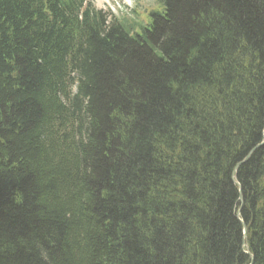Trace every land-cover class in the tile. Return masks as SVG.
<instances>
[{"label":"trees","instance_id":"obj_1","mask_svg":"<svg viewBox=\"0 0 264 264\" xmlns=\"http://www.w3.org/2000/svg\"><path fill=\"white\" fill-rule=\"evenodd\" d=\"M0 0V264H264V0Z\"/></svg>","mask_w":264,"mask_h":264},{"label":"rangeland","instance_id":"obj_2","mask_svg":"<svg viewBox=\"0 0 264 264\" xmlns=\"http://www.w3.org/2000/svg\"><path fill=\"white\" fill-rule=\"evenodd\" d=\"M91 1L98 9L102 10L103 12L106 13L110 12L115 15H128V16L133 15V12H135L134 9H139L140 11H142L146 7L153 5L155 2V0H91ZM261 145L262 146L264 145V133L261 142H259L256 145L258 146L257 149L261 148L262 147ZM241 196L242 194L240 193V204L243 207L244 200L243 201L241 200Z\"/></svg>","mask_w":264,"mask_h":264},{"label":"bare ground","instance_id":"obj_3","mask_svg":"<svg viewBox=\"0 0 264 264\" xmlns=\"http://www.w3.org/2000/svg\"><path fill=\"white\" fill-rule=\"evenodd\" d=\"M233 179H234V176H233ZM236 179L238 180V178L236 177ZM235 182V181H234ZM236 184H240V182L238 181V183ZM240 193L242 194L241 192V188H240ZM243 196V195H242ZM241 196V200L243 201V197ZM242 207V206H241ZM239 209V212H238V217L240 218L241 222L244 224V233H243V248L245 250V253L249 255V257L251 258V261H250V264H253V261H254V254L250 251V248H249V245H248V241H247V237H248V230H247V226L245 225L243 219H241V208Z\"/></svg>","mask_w":264,"mask_h":264},{"label":"water","instance_id":"obj_4","mask_svg":"<svg viewBox=\"0 0 264 264\" xmlns=\"http://www.w3.org/2000/svg\"><path fill=\"white\" fill-rule=\"evenodd\" d=\"M261 146H262V145H261ZM257 148H258V146H256L255 148H253V149L247 154V156H246L242 161H240V162L236 165V167L234 168L233 176H234V181H235V183H238V180L236 179L238 169L240 168L241 165H243L245 162H247V161L250 159L252 153H253L254 151H256Z\"/></svg>","mask_w":264,"mask_h":264}]
</instances>
